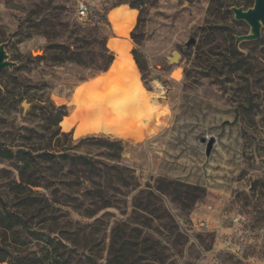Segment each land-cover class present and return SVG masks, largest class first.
<instances>
[{
	"label": "rangeland",
	"instance_id": "rangeland-1",
	"mask_svg": "<svg viewBox=\"0 0 264 264\" xmlns=\"http://www.w3.org/2000/svg\"><path fill=\"white\" fill-rule=\"evenodd\" d=\"M254 4L0 0V45L14 64L0 72V144L46 150L56 128L43 113L53 102L72 115L60 129L72 132L75 143L87 137L121 142L119 161L95 143L78 153L103 170H129L93 184L70 175L68 166L42 165L37 173L47 187L34 191L51 206L24 211L28 231H0V246L13 255L39 252L49 235L64 239L76 264H264V28L259 39L237 43L251 27L232 12ZM105 12L108 48L121 60L107 72L90 78L77 65L46 59L21 68L28 56L44 57L51 44L93 40ZM191 38L196 44L188 48ZM177 51L178 62H170ZM203 139L215 140L209 156ZM17 166L0 155V196L13 211L18 201L9 185L19 180ZM95 190L109 208L92 196Z\"/></svg>",
	"mask_w": 264,
	"mask_h": 264
},
{
	"label": "trees",
	"instance_id": "trees-1",
	"mask_svg": "<svg viewBox=\"0 0 264 264\" xmlns=\"http://www.w3.org/2000/svg\"><path fill=\"white\" fill-rule=\"evenodd\" d=\"M130 8L135 9V4H130ZM92 31L96 37L90 40L86 35L83 38L75 40L72 44H51L47 47V53L44 57L28 56L21 62V68L26 69L27 61H39L46 59L51 65L59 66L65 64L77 65L89 71V77L95 78L109 70L114 62L115 55L108 48V42L111 37V24L108 20L107 13L100 16V21L95 23ZM132 38L137 41L135 32L132 33ZM133 56L137 62L139 69L143 72V67L140 63L136 52ZM119 58L115 62H120ZM28 95V94H27ZM29 103L35 100L33 97L28 99ZM41 101V100H40ZM42 102V101H41ZM51 112L47 110L43 113V120L48 123L49 128H56L50 138L47 139L46 150L37 149L33 146H23L17 151L12 148L0 144V155L8 160H16L18 162L17 171L19 180L14 181L9 185L10 191L17 196V210L13 211L9 208L6 202L0 196V231L7 235L11 232L14 236L22 231H28L29 227L23 218L24 211L44 210L51 206L50 201L45 198H38L39 192L34 191L35 188H46L44 177L37 173V170L42 165H50L56 167L59 165L68 166V173L79 179L80 182L91 181L96 184L95 180L102 178L105 175H112L117 170L119 174L124 171H129L121 167H107L101 169L92 156L78 153L77 149L83 144L98 145L104 149L114 151L112 160L119 161L121 159L120 141L102 140L96 137H87L80 139L75 143L72 139V132L61 133L60 126L69 117L68 108L66 106L57 107L53 102H50ZM37 106H34L36 108ZM39 110L44 111L46 107L39 106ZM59 135L68 138L69 144H61ZM59 149L60 151H57ZM46 181V180H45ZM36 194V195H35ZM32 195H35L33 198ZM93 197L103 199L102 208H109L110 202L104 200L103 192L97 190L92 193ZM44 205L41 208V205ZM33 235H41L38 232H32ZM46 246H43L39 252H28L27 254L13 255L6 246H0V264H76L74 263L73 250L64 243V239H57L46 235L44 238Z\"/></svg>",
	"mask_w": 264,
	"mask_h": 264
},
{
	"label": "water",
	"instance_id": "water-1",
	"mask_svg": "<svg viewBox=\"0 0 264 264\" xmlns=\"http://www.w3.org/2000/svg\"><path fill=\"white\" fill-rule=\"evenodd\" d=\"M232 12L235 15V19L239 21H245L251 27V32L248 35L240 36L237 38V43L242 41H253L257 40L261 37L262 29L264 28V0H255L254 7L244 11L242 8H232ZM113 38H118L117 35ZM196 44V39L191 38V40L186 44L188 48L194 46ZM180 52L177 51L174 53L173 58L170 59V62L177 63L179 60ZM116 58V54H115ZM115 60V59H114ZM13 63L8 61V54L6 52L5 46L0 45V72L5 70L6 68H12ZM203 143L207 144V156L210 155L213 146L215 144V140L211 139L207 141L206 139L202 140Z\"/></svg>",
	"mask_w": 264,
	"mask_h": 264
},
{
	"label": "built area",
	"instance_id": "built-area-1",
	"mask_svg": "<svg viewBox=\"0 0 264 264\" xmlns=\"http://www.w3.org/2000/svg\"><path fill=\"white\" fill-rule=\"evenodd\" d=\"M77 9H78V14L81 16V18H85L87 13L86 6L83 3H79Z\"/></svg>",
	"mask_w": 264,
	"mask_h": 264
},
{
	"label": "bare ground",
	"instance_id": "bare-ground-1",
	"mask_svg": "<svg viewBox=\"0 0 264 264\" xmlns=\"http://www.w3.org/2000/svg\"><path fill=\"white\" fill-rule=\"evenodd\" d=\"M116 59V58H115ZM115 61V60H114Z\"/></svg>",
	"mask_w": 264,
	"mask_h": 264
}]
</instances>
